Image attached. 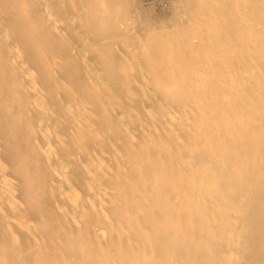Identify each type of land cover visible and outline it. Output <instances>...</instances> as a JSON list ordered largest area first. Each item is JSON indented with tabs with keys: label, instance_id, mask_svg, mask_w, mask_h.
Returning <instances> with one entry per match:
<instances>
[{
	"label": "bare ground",
	"instance_id": "obj_1",
	"mask_svg": "<svg viewBox=\"0 0 264 264\" xmlns=\"http://www.w3.org/2000/svg\"><path fill=\"white\" fill-rule=\"evenodd\" d=\"M143 1L0 0V264H264V0Z\"/></svg>",
	"mask_w": 264,
	"mask_h": 264
},
{
	"label": "rangeland",
	"instance_id": "obj_2",
	"mask_svg": "<svg viewBox=\"0 0 264 264\" xmlns=\"http://www.w3.org/2000/svg\"><path fill=\"white\" fill-rule=\"evenodd\" d=\"M141 1H143V0H141ZM145 2H146V1H145ZM145 2L143 1V4L146 5ZM153 8H154V11H155L156 13H157V12H158V13L161 12V11H159L160 8H157V7H155V6H154Z\"/></svg>",
	"mask_w": 264,
	"mask_h": 264
}]
</instances>
